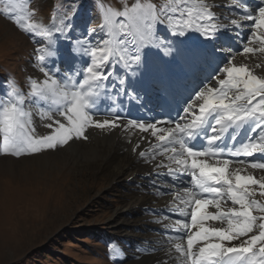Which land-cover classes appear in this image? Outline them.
Instances as JSON below:
<instances>
[{"label": "snow or ice", "instance_id": "snow-or-ice-1", "mask_svg": "<svg viewBox=\"0 0 264 264\" xmlns=\"http://www.w3.org/2000/svg\"><path fill=\"white\" fill-rule=\"evenodd\" d=\"M217 8L229 9L231 19L219 15L215 11ZM18 9L26 10L24 0H10L3 11L12 14ZM30 15L17 18L16 23L23 31L41 32L47 39L46 46L34 50L37 62L34 67L38 66L43 79L27 76V92L18 83L5 82L6 90L0 94V152L20 157L25 153L55 149L74 139H88L86 129L93 127L101 130L121 126L137 128L141 132L151 130L158 141L152 151L162 149L160 154L168 161L157 164L156 178L150 180L152 186L155 187L162 176L169 177L170 183L176 187L183 184V176H189L192 185V188L184 187L187 199L178 193L173 197V202L179 201L174 210L184 219H175L171 230L182 237L187 232L186 248L182 243L173 245L182 264H264V199L255 198L257 189L259 196L264 198V176L242 175V169H230V159H221L227 154L232 157L260 154L264 158V75L256 74L247 64L237 66L229 58V52L224 58L225 66L217 65L205 80H210L214 73L225 78L216 81L219 87L205 85L195 92L202 103L198 105V114L193 103L183 108L185 116L181 119L190 116L184 123L175 122L174 127L157 131L160 122L129 119L122 125L118 114L111 120L93 119V114L99 111L102 93L108 91L106 82L112 80L111 65L122 63L125 75L130 72L135 78L127 82L120 78L119 85L113 82L112 90L119 87L118 96H128L130 101L139 102L140 91L134 83L146 59L157 61L152 53L164 58L177 54L180 48L176 38L198 33L203 38V47L196 49L194 54L210 58L214 55L210 50L212 45L205 42L218 39L230 28L239 34L244 30L245 22L252 21V36L248 39L260 47L244 46L243 53H264V0H259L255 8L247 0H231V4L168 0L164 5L135 0L130 5L124 4L122 9H105L100 17L102 23L97 28H85L81 33L83 40L72 36L74 12L69 13L59 27L53 23L52 30L27 23ZM60 37L72 45L74 55L87 56L90 61L62 78H58L59 69L53 71L44 63L57 55L54 45ZM93 38H97L95 44L91 43ZM36 42L40 43L39 40ZM76 44H79V53ZM256 68L264 69V65L257 64ZM81 76L82 79H78ZM26 106H32V109ZM35 106H40L39 110ZM34 117L41 122L47 121L45 130L48 134L37 135ZM245 128L251 135L246 132V142L241 141L240 146L221 143L231 131ZM202 133L207 140V147L203 150L189 143L200 138ZM231 139L237 140L238 137L233 135ZM139 147L137 144L132 151L136 152ZM138 155L144 158L146 152L139 151ZM210 157L215 158L214 162H210ZM250 167L264 170V162L251 163ZM160 168L167 171L160 172ZM202 194H211L212 198H198ZM226 201H231L233 206L228 207ZM185 205L191 209L190 223L187 222L189 212L183 207ZM209 206L216 211H208ZM208 221H219L221 226H209Z\"/></svg>", "mask_w": 264, "mask_h": 264}, {"label": "rangeland", "instance_id": "rangeland-1", "mask_svg": "<svg viewBox=\"0 0 264 264\" xmlns=\"http://www.w3.org/2000/svg\"><path fill=\"white\" fill-rule=\"evenodd\" d=\"M9 2L0 0V94L6 90V81L18 83L27 92V76L43 79L38 66L34 67L37 65L34 50L46 46L47 39L41 32L23 31L16 23L17 18L24 19L31 14L27 23L40 24L52 30L53 23L59 27L60 22L74 12L71 17L72 36L83 40L81 33L85 28H97L102 23L100 17L105 9H122L124 4L130 5L135 0H24L26 10L18 9L12 14L3 11ZM149 2L164 5L168 0H141V3ZM208 2L222 4L219 0ZM76 9L78 11H74ZM215 11L225 16V9L217 8ZM246 32L248 36L252 33L251 30ZM242 34L245 35L243 31ZM194 35L200 36L198 33ZM225 39L220 35L217 46L220 40L225 42ZM65 40L63 37L56 39L54 48L57 55L44 62L53 71L59 69L58 78L90 62L87 56L74 55L72 45L65 49ZM96 42L97 38L91 41L93 44ZM178 47L180 50L170 58L152 53L157 61L146 59L148 69L144 67L140 74L156 76L161 73L164 76L167 70L175 69V63L179 64L185 56L179 40ZM75 48L79 53V44ZM217 50L223 57L228 56L225 50ZM161 57L165 59L166 67H163ZM110 70L112 79L118 76L120 80L122 75L126 76L122 63H114ZM126 77L131 80L130 72ZM136 81L139 83L138 78ZM214 81L210 84L214 85ZM106 83L108 91L102 95L112 99L115 93L110 81ZM131 101L125 105L129 106ZM26 107L32 109V106ZM35 107L37 110L40 108ZM98 107L99 111H105L113 106L102 103L100 98ZM34 120L37 135L48 134L45 130L47 121L41 122L38 117ZM86 142L87 139H74L55 149L25 153L20 157L0 152V264H174L167 255L153 257L157 251L150 247L149 238L155 233L150 227L153 222L148 220L152 217V210L136 201L142 187L131 179L123 182L112 179L111 167L116 161L113 152L100 155L98 162L93 161L94 164L87 168ZM101 152L103 149L99 148L96 154ZM259 170L258 177L263 176L264 170ZM256 199L264 198L257 193ZM125 205L130 209L122 212ZM119 210L121 213L116 217L119 222L111 221ZM127 222V226L123 224ZM125 229L130 231L131 238L126 239Z\"/></svg>", "mask_w": 264, "mask_h": 264}, {"label": "bare ground", "instance_id": "bare-ground-1", "mask_svg": "<svg viewBox=\"0 0 264 264\" xmlns=\"http://www.w3.org/2000/svg\"><path fill=\"white\" fill-rule=\"evenodd\" d=\"M219 2H222V4H231V0H219ZM247 3L251 7L255 8L259 4V0H247ZM223 9L226 10V12H224V15L228 16L230 20L231 19V17L229 16L230 10L227 8H223ZM252 23H253L252 21L245 22L244 30H243V33L245 35L241 40L238 38V36L234 35L235 32H233L231 28L228 30V32L226 31L227 33L226 32L221 33L220 34L221 39L226 38L227 40L225 39V42L220 40L221 43H219L217 47L219 49L225 50L227 52V55L229 54V52H231V56L229 58L232 59L233 63H235L237 66L241 64H247L249 67L254 69L256 74L264 75V69L256 68L257 64L264 65V53H260L258 51L254 54L243 53L244 46L259 48L257 47L258 44L256 45V42L254 40H252L251 42L248 40V38L252 36V33H249L248 36L247 35L248 33L246 31L251 29ZM191 37L192 36L190 35L188 38ZM65 45L68 44H66L65 42L64 47H66ZM189 66L192 71L199 67L202 68L201 64L196 62H192ZM222 66H225V62L222 64ZM212 67H213V62L210 63L209 70L212 69ZM170 75L171 74L167 76L166 80L170 78ZM222 78L225 77L222 76ZM222 78H219V76L214 73L210 80H205L206 78L201 79L196 91H199L205 85L213 87V85L210 83L213 82V80L217 81L218 79H222ZM127 81L129 80L127 79L126 82ZM174 85H178L179 87H181L179 81L174 82ZM134 87L143 89L145 93H147L144 98L140 96L139 102H137L136 100L131 101V104L136 105L134 110L120 111L112 108L108 110L106 113L97 111L93 114V119L101 120V121L103 119L111 120L114 119L115 116L118 114L121 117L122 125L126 124L129 119L136 120L137 122H146V123L160 122L157 128V131H159V129L161 128L174 127L175 122H181V123L186 122V120L190 119V116L185 117V119L183 120L181 119V117L185 116L183 112V108L186 107L188 103H193L196 105V108H198V104H196V102L197 101H199L200 103L202 102L195 97V94L189 93L188 94L189 97L178 99V101L183 104V107L180 108V110H178L177 114L175 113L176 111L174 110L172 112H169L170 110H145L144 105L146 106L147 104H150L151 102L150 100L152 99H158L154 96V94L158 95V94H162V92L152 87V81L150 79H145V86H140V85L138 86L136 83H134ZM153 92L156 93L153 94ZM114 104L118 105V101H115ZM170 104L171 103L168 104L169 105L168 108H170ZM126 107H127L126 105L121 106V108H126ZM196 111L198 114V110ZM168 121H172L173 123L168 124L167 123ZM86 132L88 136L86 142V149H85V151H87V159H88L87 168H89L94 164L93 161L98 162V157L100 155L106 156L108 153L113 152V156H115L116 161L111 167L112 179H116L117 181L120 180L121 182L131 179L132 182H134V184H139L140 185L139 187L142 188H141V193L136 198V201L140 204L147 205L150 211L152 210V212H150L152 217H148V220L150 222L151 221L153 222L152 224H150V227L151 230L155 233V236H151L149 238V243H151L150 247H154L155 250L157 251V253L153 254V257L156 259L160 257L162 254H164L167 255V257H169L171 263L182 264V258L179 256V254H177L174 251L173 245L175 243H182L183 246L186 248L187 232H185L184 236L182 237L177 232L171 230L174 227V221H175L174 219L177 218L184 219L183 217L176 216L177 213L175 212L174 209L179 204V201L177 200L173 202V197L178 193L182 198L187 199V197L184 194V187L192 188L190 177L183 176L181 178L183 180V184H180L179 187H176L170 183L169 177L162 176L159 178L157 185L155 187L152 186L150 180L156 178L157 164H159L162 160L164 161V163H168V161L163 156H161L160 152L162 151V149H157L155 152L152 151V149L155 148L156 145L158 144V141L157 138L152 135L151 130L147 132H141L137 128L125 129L123 126H121L120 128L105 129V130L96 129L93 127L90 129H86ZM208 132L209 134H211L210 130H208ZM246 132H248L247 128L243 130L237 129L235 131H231L228 135H232V136L235 135L238 137V139L234 140L231 145L235 144L238 147L240 146L241 141L246 142L245 139ZM248 134L251 135L250 132H248ZM137 144H139L140 147L137 148L136 152H133L132 149ZM167 146L172 147L173 145H167ZM175 146L178 148V145ZM99 148H102L103 152H101L100 154H96ZM104 148L106 149L105 150L106 153L104 152ZM139 151L146 152L144 158L139 157L138 155ZM221 159H223V157H221ZM209 160L210 162H214L215 158L210 157ZM230 160L232 161L229 165L231 170L235 171L236 169H242L241 171L242 175L252 174L256 178H259L258 169H252L250 167V164L254 162H264V158H262L260 154H255L254 157H243V156L235 157ZM241 160L243 161V163H241ZM159 171L166 172L167 169L160 168ZM177 183L179 184L180 182L178 181ZM158 190H159V194H157ZM211 197L212 196L208 195V196H199L198 198H211ZM226 204L228 207L233 206L231 204V201H226ZM126 205L122 207L121 209L122 212H125L130 209V207ZM183 207H186L189 212V216L187 217V222L190 223L191 209L186 205ZM121 210L115 213L111 221L119 222V220L116 217L118 216L119 213H121ZM207 210L210 212L216 211V209L213 206H209ZM207 223L209 226H221V222L219 221H208ZM123 224L124 225L126 224L127 226L128 222ZM165 225H168L167 230L165 229ZM162 231H166V233H162ZM129 232L130 231L128 230L125 233L126 239H129L132 236L129 234Z\"/></svg>", "mask_w": 264, "mask_h": 264}]
</instances>
